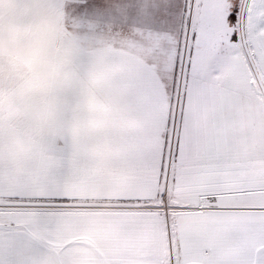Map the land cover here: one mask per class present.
I'll return each instance as SVG.
<instances>
[{
  "label": "snow or ice",
  "instance_id": "snow-or-ice-1",
  "mask_svg": "<svg viewBox=\"0 0 264 264\" xmlns=\"http://www.w3.org/2000/svg\"><path fill=\"white\" fill-rule=\"evenodd\" d=\"M112 23L132 54L109 70L115 114L101 180L54 128L0 156V264H45L60 230L104 210L135 255L124 264H264V0H71Z\"/></svg>",
  "mask_w": 264,
  "mask_h": 264
},
{
  "label": "rangeland",
  "instance_id": "rangeland-1",
  "mask_svg": "<svg viewBox=\"0 0 264 264\" xmlns=\"http://www.w3.org/2000/svg\"><path fill=\"white\" fill-rule=\"evenodd\" d=\"M70 2L0 0V156L19 160L62 127L106 180L115 176L102 171L109 162L106 111L115 107L108 70L131 55L132 46L115 24L71 17ZM91 92L100 98L95 105ZM252 156V171L264 176V157L258 151ZM112 222L104 210L83 211L60 230L52 248L66 264H124L135 250L111 235L117 229Z\"/></svg>",
  "mask_w": 264,
  "mask_h": 264
},
{
  "label": "crops",
  "instance_id": "crops-1",
  "mask_svg": "<svg viewBox=\"0 0 264 264\" xmlns=\"http://www.w3.org/2000/svg\"><path fill=\"white\" fill-rule=\"evenodd\" d=\"M88 96H89V98L91 100L93 99L92 102L95 105L97 103L98 98H99L97 96V94L94 93V92L93 93L91 92ZM104 99L106 100L107 103H111V101H109L110 99L113 100V98L110 97V96L109 97L106 96V98H104ZM112 105H113V101H112ZM106 108H108V105H106ZM106 114L107 115H106V119L105 120H106L107 126H109V124H111L112 118H113V116L115 114V107H112L111 109H108L106 111ZM63 120H64V118H63ZM107 163L108 164L105 165V167L102 169V171H104L106 173H109V175H116L117 172H118V169L112 164V162L110 160ZM109 226L116 227L115 222H112V224H109ZM111 235L116 236V237H121L120 234H119L118 229H116L114 231H111ZM120 242H124V240L122 239ZM64 257L65 256L62 255L61 253H59L58 251H56V249L52 248L50 253L45 257V264H66L65 261H63Z\"/></svg>",
  "mask_w": 264,
  "mask_h": 264
}]
</instances>
